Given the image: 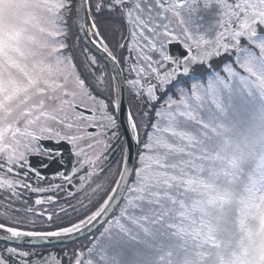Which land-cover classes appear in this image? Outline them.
<instances>
[{"label": "snow or ice", "instance_id": "1", "mask_svg": "<svg viewBox=\"0 0 264 264\" xmlns=\"http://www.w3.org/2000/svg\"><path fill=\"white\" fill-rule=\"evenodd\" d=\"M32 2L52 55L0 125V264H264V0ZM26 39L0 19V88Z\"/></svg>", "mask_w": 264, "mask_h": 264}, {"label": "rangeland", "instance_id": "2", "mask_svg": "<svg viewBox=\"0 0 264 264\" xmlns=\"http://www.w3.org/2000/svg\"><path fill=\"white\" fill-rule=\"evenodd\" d=\"M0 19L6 27H19L25 37H30L24 41L18 63L5 67L4 87L0 88V125H5L23 118L25 111L47 91L48 73L44 69L52 48L48 25L32 0H24L23 4L21 0H0ZM50 250L60 252L62 248Z\"/></svg>", "mask_w": 264, "mask_h": 264}, {"label": "flooded vegetation", "instance_id": "3", "mask_svg": "<svg viewBox=\"0 0 264 264\" xmlns=\"http://www.w3.org/2000/svg\"><path fill=\"white\" fill-rule=\"evenodd\" d=\"M45 143H48V144H50L52 147H55V145L52 144V142H50V141H45ZM34 159H36V158L34 157Z\"/></svg>", "mask_w": 264, "mask_h": 264}, {"label": "trees", "instance_id": "4", "mask_svg": "<svg viewBox=\"0 0 264 264\" xmlns=\"http://www.w3.org/2000/svg\"><path fill=\"white\" fill-rule=\"evenodd\" d=\"M46 251V250H45Z\"/></svg>", "mask_w": 264, "mask_h": 264}, {"label": "water", "instance_id": "5", "mask_svg": "<svg viewBox=\"0 0 264 264\" xmlns=\"http://www.w3.org/2000/svg\"><path fill=\"white\" fill-rule=\"evenodd\" d=\"M34 159V158H33Z\"/></svg>", "mask_w": 264, "mask_h": 264}]
</instances>
